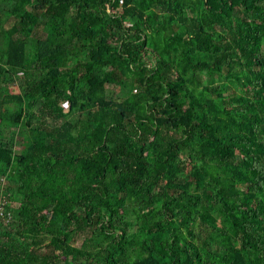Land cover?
<instances>
[{
  "label": "trees",
  "instance_id": "obj_1",
  "mask_svg": "<svg viewBox=\"0 0 264 264\" xmlns=\"http://www.w3.org/2000/svg\"><path fill=\"white\" fill-rule=\"evenodd\" d=\"M8 5L0 264H264V0Z\"/></svg>",
  "mask_w": 264,
  "mask_h": 264
},
{
  "label": "crops",
  "instance_id": "obj_2",
  "mask_svg": "<svg viewBox=\"0 0 264 264\" xmlns=\"http://www.w3.org/2000/svg\"><path fill=\"white\" fill-rule=\"evenodd\" d=\"M14 3H15V0H10V1H7V2L5 0H0V5L5 8V9H3L4 11L9 10V7L11 5H8V4H14ZM2 4H6V6L2 5ZM2 14H0V15H2ZM5 18L6 17H2L0 21L1 22H3V21L6 22L5 23V28L8 29L11 25H13L15 19L13 20V18H11L10 20L7 21Z\"/></svg>",
  "mask_w": 264,
  "mask_h": 264
},
{
  "label": "rangeland",
  "instance_id": "obj_3",
  "mask_svg": "<svg viewBox=\"0 0 264 264\" xmlns=\"http://www.w3.org/2000/svg\"><path fill=\"white\" fill-rule=\"evenodd\" d=\"M17 82H18V80H17ZM11 108L13 109L14 106H12ZM15 109H17V107ZM17 137H18V134H17V130L16 129L15 130H10V131H7V132L4 133V138L12 139V141H15V139H17ZM18 142H17V144H18V147H19L20 144Z\"/></svg>",
  "mask_w": 264,
  "mask_h": 264
}]
</instances>
